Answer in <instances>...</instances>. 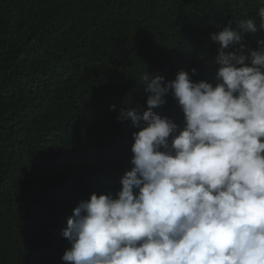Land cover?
<instances>
[{
    "label": "trees",
    "instance_id": "1",
    "mask_svg": "<svg viewBox=\"0 0 264 264\" xmlns=\"http://www.w3.org/2000/svg\"><path fill=\"white\" fill-rule=\"evenodd\" d=\"M259 7L264 0H0V181L11 147L38 169L39 182L17 191L10 181L7 190L0 185V264H65L60 249L70 243L59 234L41 231L37 245L25 237L33 210L71 209L93 192L107 194L99 178L108 172L116 195L138 130L116 117L126 101L146 109L142 74L167 82L195 68L194 82L215 84L219 44L211 34L230 21L236 28L241 19L258 20ZM242 36L256 49L264 31ZM166 100L154 111L176 123L183 113L170 92ZM106 158L117 162L111 168ZM85 163L93 166L84 181L70 179ZM65 227L57 222V230Z\"/></svg>",
    "mask_w": 264,
    "mask_h": 264
},
{
    "label": "clouds",
    "instance_id": "2",
    "mask_svg": "<svg viewBox=\"0 0 264 264\" xmlns=\"http://www.w3.org/2000/svg\"><path fill=\"white\" fill-rule=\"evenodd\" d=\"M257 17L211 34L219 44L215 84L194 82L195 68L167 82L146 70V109L126 101L116 117L138 129L126 145L132 167L122 172L121 189L115 195L108 172L99 178L107 194L93 192L71 209L33 210L25 237L36 244L41 231L59 234L70 243L60 249L65 264H264V40L256 49L242 43V33L264 31V7ZM169 92L183 113L176 123L154 111ZM4 153L5 190L7 181L14 191L39 185L38 169L19 148ZM92 166L77 165L70 179L83 182ZM57 222L66 227L57 230Z\"/></svg>",
    "mask_w": 264,
    "mask_h": 264
}]
</instances>
